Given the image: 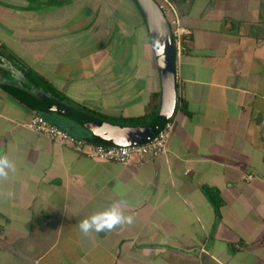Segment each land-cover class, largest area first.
Here are the masks:
<instances>
[{
    "label": "crops",
    "instance_id": "obj_1",
    "mask_svg": "<svg viewBox=\"0 0 264 264\" xmlns=\"http://www.w3.org/2000/svg\"><path fill=\"white\" fill-rule=\"evenodd\" d=\"M169 1L186 45L174 130L164 155L125 165L24 124L39 112L111 146L162 127L160 73L136 2L0 0V154L16 169L0 181V264H264V0ZM24 72L47 84L30 87ZM9 84L98 120L35 109ZM117 201L132 224L81 233V220Z\"/></svg>",
    "mask_w": 264,
    "mask_h": 264
},
{
    "label": "water",
    "instance_id": "obj_2",
    "mask_svg": "<svg viewBox=\"0 0 264 264\" xmlns=\"http://www.w3.org/2000/svg\"><path fill=\"white\" fill-rule=\"evenodd\" d=\"M134 1L139 6L146 21L157 59L162 84L161 106L157 119L164 124L167 120H169V116L172 114L176 104L177 85L175 80L176 52L174 38L170 25L156 0ZM5 87L6 90L14 92L18 99L40 111L55 110L75 121L85 124H93L98 120L97 118H94L79 109H75L65 102H61L48 96L45 92L35 93L37 92L36 90H28L14 85L12 86L10 84ZM159 129L156 130V133Z\"/></svg>",
    "mask_w": 264,
    "mask_h": 264
},
{
    "label": "built area",
    "instance_id": "obj_3",
    "mask_svg": "<svg viewBox=\"0 0 264 264\" xmlns=\"http://www.w3.org/2000/svg\"><path fill=\"white\" fill-rule=\"evenodd\" d=\"M157 3L170 25L177 57L186 49L184 30L179 23L173 4L169 0H158ZM170 12H172L173 15L168 17ZM175 80L177 83L178 76L176 70ZM174 125L175 121L171 118L163 124L151 139L144 143L111 146L96 144L77 137L66 129L50 122L42 114H34L30 120L24 124L29 130L67 145L81 155L93 159L114 161L125 165L132 163L133 158H136L139 162H147L164 155L167 151L168 141L173 133Z\"/></svg>",
    "mask_w": 264,
    "mask_h": 264
},
{
    "label": "clouds",
    "instance_id": "obj_4",
    "mask_svg": "<svg viewBox=\"0 0 264 264\" xmlns=\"http://www.w3.org/2000/svg\"><path fill=\"white\" fill-rule=\"evenodd\" d=\"M15 164L6 154H0V181L6 180L10 173L15 172ZM10 197L12 193L8 194ZM123 201H117L101 211L94 212L89 217L80 221L78 227L85 236L90 233L112 231L117 226L132 224L133 217L126 215L121 208Z\"/></svg>",
    "mask_w": 264,
    "mask_h": 264
},
{
    "label": "trees",
    "instance_id": "obj_5",
    "mask_svg": "<svg viewBox=\"0 0 264 264\" xmlns=\"http://www.w3.org/2000/svg\"><path fill=\"white\" fill-rule=\"evenodd\" d=\"M6 58H8V56L6 55ZM28 74H30L29 72H28ZM24 76H26V80H27V83H29V86L30 87H32V88H34V86H37V85H43V86H45L47 83H45V81L43 80V79H41L40 77H38V78H36V77H34V79H30L28 76H27V74H26V72H24ZM32 80V81H31ZM49 89H51L50 87H48ZM51 92V91H50ZM38 114H40L39 112H37ZM44 116V115H43ZM45 117V116H44ZM210 192V191H209ZM211 193V192H210Z\"/></svg>",
    "mask_w": 264,
    "mask_h": 264
},
{
    "label": "flooded vegetation",
    "instance_id": "obj_6",
    "mask_svg": "<svg viewBox=\"0 0 264 264\" xmlns=\"http://www.w3.org/2000/svg\"><path fill=\"white\" fill-rule=\"evenodd\" d=\"M7 61H8V60H7V58H6V65H8V64H9V63H7ZM8 62H10V60H9ZM9 65H10V64H9Z\"/></svg>",
    "mask_w": 264,
    "mask_h": 264
},
{
    "label": "bare ground",
    "instance_id": "obj_7",
    "mask_svg": "<svg viewBox=\"0 0 264 264\" xmlns=\"http://www.w3.org/2000/svg\"><path fill=\"white\" fill-rule=\"evenodd\" d=\"M37 114V113H36ZM94 124V123H93ZM163 126V125H162Z\"/></svg>",
    "mask_w": 264,
    "mask_h": 264
}]
</instances>
